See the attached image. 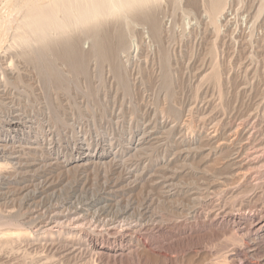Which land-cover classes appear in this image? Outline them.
Returning a JSON list of instances; mask_svg holds the SVG:
<instances>
[{
	"label": "rangeland",
	"instance_id": "obj_1",
	"mask_svg": "<svg viewBox=\"0 0 264 264\" xmlns=\"http://www.w3.org/2000/svg\"><path fill=\"white\" fill-rule=\"evenodd\" d=\"M5 1L0 0V126L2 119L18 116L34 129L12 149L25 164L0 168V174H11L16 183L12 188L0 177V217L5 222L0 228L19 226L25 233L0 241V264H264V240L253 255L243 251L236 256L239 242L230 225L209 221L210 215L220 217L223 210L237 213L250 206L252 212L264 211V155L262 164L251 171L259 178L253 175L247 186L232 163V152L240 143L246 144L242 157L262 144L259 153L264 154V0H233V11L218 35L204 16L183 15L185 0H155L152 7L163 27L160 44L147 47L152 42L144 26L126 25L114 13L97 28H72L58 36L51 54L42 60L35 51L22 54L29 49L17 46L13 35L18 16ZM93 32L101 42L95 47ZM98 49L104 59H97ZM166 57L174 76L168 88L163 78ZM214 58L221 65L219 83L203 77ZM49 59L58 74L42 70ZM74 68L80 70L73 73ZM5 69L16 84L3 82ZM39 127L41 144L33 141ZM235 127L238 139L232 135ZM87 144L91 151L111 147L113 161L105 167L88 165L65 172L59 162ZM23 185L27 191L18 189ZM199 193L206 196L195 201ZM102 200L112 204L104 219L119 220L114 231L120 233V225L130 222L146 223L135 233L140 246L134 253L96 261V255L88 253L85 235L117 247L120 240L109 235L110 224L76 227L80 222H53L55 212L62 210L61 216L73 211L71 203L90 206L92 213ZM125 208L124 218H116ZM90 219L88 215L86 221Z\"/></svg>",
	"mask_w": 264,
	"mask_h": 264
},
{
	"label": "bare ground",
	"instance_id": "obj_2",
	"mask_svg": "<svg viewBox=\"0 0 264 264\" xmlns=\"http://www.w3.org/2000/svg\"><path fill=\"white\" fill-rule=\"evenodd\" d=\"M6 2V1H5ZM155 2V0H7V4L10 8V11L12 14L18 16V20H16V32L14 33V40L20 45L19 47L29 50H24L22 54H27L30 51H35L37 58L39 60L47 59L49 52L53 50V47L55 46V42L58 38V36L63 35L65 32H67L69 29H77V28H85L88 26H92L94 28H97V24L103 22L106 20L109 16L113 15L114 13H119L120 16L123 18V21L126 25L129 23H135L143 25L145 28V32L147 34V37L152 42L150 45H147V47L152 46L153 42L160 44L162 41V33H163V27L155 17L154 9L152 7V4ZM232 2L233 0H185V7L183 8V12L189 16L190 14H193L195 17H198L197 15L201 16L203 19V16L206 18V21L211 26L212 30L214 31L215 35L219 34V31L222 27H224L227 23V17L229 14L232 13ZM3 3V2H2ZM264 3V2H263ZM6 4V5H7ZM2 6V4H1ZM0 6V7H1ZM257 8V7H256ZM261 7H258V12H260ZM2 11V10H0ZM236 11V10H235ZM1 13V12H0ZM186 17V16H185ZM236 19V18H235ZM250 19V18H249ZM246 20V19H245ZM161 22V21H160ZM187 23V21H186ZM190 24V21L188 22ZM193 23V22H192ZM195 23V22H194ZM237 23V22H236ZM125 25V26H126ZM193 25V24H191ZM196 25V24H195ZM264 25V24H263ZM243 26V25H242ZM14 27V26H13ZM127 27V26H126ZM140 27V26H139ZM192 27V26H191ZM228 28V26H226ZM140 29V28H139ZM142 29V28H141ZM192 29V28H191ZM8 30V29H7ZM14 30V28H13ZM208 31V30H207ZM226 31V30H225ZM13 33V32H12ZM221 33V31H220ZM222 34V33H221ZM260 34V33H259ZM12 35V34H11ZM130 35V34H129ZM133 36V35H131ZM86 37V36H85ZM90 38H92V45L98 46L101 44L100 42V36L97 37L96 33L90 34ZM135 38V37H133ZM234 38V37H233ZM215 39V36L213 40ZM104 40V39H103ZM233 40V39H232ZM119 41V37H118ZM131 41V40H130ZM134 41V40H133ZM132 42V41H131ZM135 42V41H134ZM145 42V40H144ZM147 42V41H146ZM215 42V41H214ZM12 43V42H11ZM124 43V42H123ZM143 43V42H142ZM118 44V43H117ZM134 44V43H132ZM11 45V44H10ZM123 45V44H122ZM213 51H215L216 46L213 43ZM118 46V45H117ZM127 46V45H126ZM138 48V45L135 42V45ZM155 46V45H154ZM9 47V45H8ZM128 47V46H127ZM123 50V49H122ZM137 50V49H136ZM139 50V49H138ZM217 50V49H216ZM96 51V50H95ZM111 51V50H110ZM114 51V50H113ZM125 51V50H123ZM127 52V51H125ZM122 53V52H121ZM49 54V55H48ZM120 54V53H119ZM99 59L105 58L103 50H97L95 54ZM115 55V54H114ZM218 55V54H217ZM53 60V59H52ZM52 60H46L47 61V67L45 69L42 66V70L44 72L54 71L55 73H59L58 68L55 67V63ZM114 60V59H113ZM166 60V70L163 74L164 82L166 84V88L171 86L170 84L174 80V76L172 73L171 68L168 64V57L165 58ZM101 61V60H100ZM119 62V61H118ZM75 63V62H74ZM83 64V63H82ZM168 64V65H167ZM16 66V65H15ZM208 72H206L203 77L207 79H213L216 83H219L220 76H221V70L219 69V63L217 61V58L213 59V62L210 65ZM7 68V67H6ZM9 69V68H8ZM8 69L4 72L5 77L3 79V82L9 83V84H16L17 80L15 77H13L10 73V69ZM17 70V69H16ZM80 69L74 68L71 70L73 73H76ZM61 71V70H60ZM17 72V71H16ZM46 73V75H47ZM66 73V72H65ZM49 75L52 73H48ZM19 75V74H18ZM63 75V74H62ZM75 75V74H74ZM226 75V74H225ZM60 76V75H59ZM160 76V74H159ZM49 77V76H48ZM121 78V76H120ZM120 82V81H119ZM122 82V81H121ZM129 84H131L129 82ZM125 86H127V83H124ZM24 90V89H23ZM219 92V91H218ZM48 93V92H47ZM220 93V92H219ZM220 95V94H219ZM175 97V96H174ZM1 98V97H0ZM48 99V98H47ZM3 100V99H2ZM170 101V100H169ZM4 101H0V103H3ZM174 102V101H173ZM6 104V103H5ZM7 105V104H6ZM176 105V104H175ZM15 112V111H14ZM250 113V112H249ZM252 113V112H251ZM250 113V114H251ZM1 115V114H0ZM7 116V115H6ZM13 116V115H12ZM22 116V115H21ZM55 116V115H54ZM249 116V115H248ZM3 117V116H2ZM56 117V116H55ZM205 117V116H204ZM32 118V117H31ZM63 118V117H62ZM203 118V117H202ZM25 120V119H24ZM29 120V119H28ZM27 120V121H28ZM246 120V119H245ZM23 122V121H22ZM18 116L14 117H8L1 121L0 126V168H3L5 165H18L21 166L22 164H25V162L21 159V154L19 153L17 156L13 155L15 152L12 150L14 149V144L17 143L19 146L22 145L25 139L30 138V133H32L31 125L27 124L26 127L23 125ZM31 122V121H30ZM189 122V121H188ZM29 123V122H28ZM239 123V122H238ZM213 125V124H212ZM36 126V125H35ZM33 126V127H35ZM41 126V125H40ZM43 126V125H42ZM191 126V125H190ZM235 126V125H234ZM27 128V130H24V128ZM239 127V125L237 126ZM32 128V129H31ZM37 128V127H36ZM135 128V127H134ZM189 128V127H188ZM191 128H193L191 126ZM240 128V127H239ZM238 128V129H239ZM139 129V128H138ZM216 129V127H215ZM219 129V128H218ZM217 129V130H218ZM238 129L235 127L233 129L232 134L234 139H238ZM144 130V129H143ZM152 130V129H151ZM194 130V129H193ZM241 130V129H240ZM252 130V129H251ZM255 130V129H254ZM253 130V131H254ZM188 131V130H186ZM42 127H39L37 131L34 132V139L33 141L37 144H41L38 142L40 140V136H42ZM55 132V131H54ZM192 132V130L190 131ZM215 132V131H214ZM217 132V131H216ZM231 132V130L229 131ZM49 133V132H48ZM156 133V132H155ZM208 133V132H207ZM219 133V132H218ZM250 133V132H248ZM143 134V133H142ZM146 134V133H145ZM188 134V133H187ZM227 134V133H226ZM251 134V133H250ZM248 135V138L250 136ZM255 134V133H254ZM257 134V133H256ZM33 135V134H32ZM140 136V135H139ZM213 136V135H212ZM218 136V135H217ZM229 136V135H228ZM43 137V136H42ZM45 137V136H44ZM48 138V137H47ZM50 138V137H49ZM209 138V137H208ZM247 138V140H248ZM251 138H253L251 136ZM259 138V137H258ZM257 138V139H258ZM132 139V138H131ZM222 139V138H221ZM30 140V139H29ZM83 140V138H82ZM184 140V139H183ZM192 140V139H191ZM197 140V139H196ZM199 140V139H198ZM245 140L246 142H248ZM253 140V139H252ZM32 141V142H33ZM89 141V140H88ZM129 142V140H127ZM140 141V140H139ZM232 141V140H231ZM42 142V141H41ZM78 142V141H77ZM85 142V141H84ZM81 142V143H84ZM101 142V141H100ZM193 142V141H192ZM220 140L218 141V143ZM235 142V141H234ZM244 142V141H243ZM261 142V141H260ZM27 143V142H26ZM48 143V142H47ZM217 143V144H218ZM251 143V142H250ZM264 143V142H263ZM74 144V143H73ZM97 144V143H96ZM172 144V143H171ZM187 144V143H186ZM185 144V145H186ZM192 144V143H191ZM228 144V143H227ZM77 145V144H76ZM189 145V144H188ZM232 145V144H231ZM29 146V145H28ZM39 146V145H38ZM43 146V145H42ZM108 146V145H107ZM192 146V145H191ZM195 146V145H194ZM246 144H239L238 148L233 153L232 163L236 165V172L241 174L242 180L245 182V185L251 183V180L253 181V174L251 176V171L254 169H257L259 165L262 164V154L259 153V149H263L262 146L258 149V145H255L254 151H250L251 153H247L246 156L242 157V154H244ZM50 147V146H49ZM48 147V148H49ZM59 147V146H58ZM77 147V146H76ZM98 147V146H97ZM96 147V148H97ZM102 147V145H101ZM104 147V146H103ZM173 147V146H172ZM187 147V145H186ZM224 147V146H223ZM18 148V147H17ZM51 148V147H50ZM57 148V147H56ZM75 148V147H74ZM73 148V149H74ZM94 149V151H91L89 148V145L87 144L86 147H80V151H75L71 153V155L68 157H65L63 160H61L59 163L61 165V168L65 172H76L78 170H82V168L85 169L88 165H97L99 167H105L108 166L113 161L114 155L109 150H97ZM136 148V147H135ZM140 148V147H139ZM233 148V147H232ZM250 148V147H249ZM231 149V148H230ZM31 150V149H30ZM190 150V149H189ZM221 150V149H220ZM26 151V149H25ZM35 151V149H34ZM54 151V149L52 150ZM59 151V149H58ZM69 151V150H68ZM246 151V150H245ZM37 152V151H36ZM36 152L34 154H36ZM71 152V151H70ZM133 152V151H132ZM222 152V151H221ZM247 152L248 149H247ZM22 153V152H21ZM56 153V152H55ZM61 153V152H60ZM259 153V154H258ZM68 154V153H67ZM111 154L113 155L112 157ZM37 155V154H36ZM230 156V155H229ZM19 157V158H18ZM110 157V158H109ZM32 158V157H31ZM38 158V157H37ZM61 158V157H60ZM108 158V159H107ZM227 158V157H226ZM56 159V158H55ZM57 160V159H56ZM175 160V159H174ZM173 160V161H174ZM224 160V159H223ZM31 161V160H30ZM36 161V160H35ZM44 161V160H43ZM52 161V160H51ZM54 161V160H53ZM231 162V161H230ZM264 162V161H263ZM154 163V161H153ZM228 163V162H227ZM261 163V164H260ZM45 164V163H44ZM10 167V166H9ZM15 167V166H14ZM23 167V166H22ZM55 167V166H54ZM90 167V166H89ZM264 167V166H261ZM18 168V167H17ZM60 168V169H61ZM32 169V168H31ZM59 169V168H58ZM89 169V168H88ZM263 169V168H261ZM260 170V169H259ZM5 171V170H4ZM255 171V170H254ZM253 171V172H254ZM12 172V171H11ZM46 172V171H45ZM83 172V171H81ZM86 172V171H85ZM103 172V171H102ZM39 173V172H38ZM261 173V172H260ZM54 174V173H53ZM129 174V173H128ZM134 174V173H133ZM232 174V173H231ZM237 175V174H236ZM263 175V174H261ZM260 175V177H261ZM255 176V175H254ZM257 176V175H256ZM255 176V177H256ZM0 177L8 179L5 184L12 185L16 184L15 181L11 180V174L7 175L6 173H1ZM47 177V176H46ZM53 177V176H52ZM238 177V176H237ZM258 177V176H257ZM37 178V177H36ZM128 178V177H127ZM224 178V177H223ZM231 178V177H230ZM259 178V177H258ZM39 179V178H38ZM124 179V178H123ZM227 179V178H226ZM25 180V179H23ZM4 181V180H3ZM105 181V180H104ZM170 181V180H169ZM231 181V179H230ZM242 181V182H243ZM25 182V181H24ZM211 182V181H210ZM224 183V181L222 180ZM221 182V183H222ZM257 182V181H254ZM43 183V182H42ZM253 183V182H252ZM4 184V183H3ZM210 184V183H209ZM213 184V182H212ZM220 184V183H219ZM225 184V183H224ZM240 185V184H238ZM244 185V184H243ZM26 185H23L22 187H19L18 189L26 190ZM218 186V185H217ZM246 186L242 188L241 192H243L246 189ZM1 187V186H0ZM12 187V186H11ZM15 187V186H13ZM12 187V188H13ZM33 187V186H32ZM36 186H34L35 188ZM200 187V186H199ZM211 187V185H210ZM226 187V186H224ZM223 187V188H224ZM233 187V186H232ZM238 187V186H237ZM242 187V186H240ZM56 188V187H55ZM80 188V187H79ZM194 188V187H193ZM196 188V187H195ZM216 188V187H214ZM218 188V187H217ZM222 188V187H221ZM249 188V187H248ZM256 188V187H255ZM32 189V188H31ZM236 189V188H235ZM234 189V190H235ZM28 190V189H27ZM26 190V191H27ZM36 190V189H35ZM35 190H32L35 191ZM220 190V189H219ZM125 191V190H124ZM205 191V190H204ZM213 191V190H212ZM246 191V190H245ZM255 191V190H254ZM263 191V190H262ZM25 192V191H24ZM43 192V191H42ZM41 192V193H42ZM52 192V191H51ZM199 192V191H196ZM208 192V191H207ZM210 192V191H209ZM217 192V191H216ZM240 192V191H239ZM8 193V192H7ZM44 193V192H43ZM57 193V192H56ZM106 193V192H105ZM122 193V191H121ZM194 193V192H193ZM229 193V190H228ZM254 193V192H253ZM32 194V193H31ZM45 194V193H44ZM189 194V193H188ZM198 194V193H197ZM234 194V193H233ZM237 194V193H236ZM241 194V193H240ZM16 195V194H15ZM53 195V194H52ZM115 195V194H114ZM123 195V193H122ZM196 195V194H195ZM208 195V194H207ZM238 195V194H237ZM257 195V194H255ZM22 196V195H21ZM41 196V195H40ZM76 196V195H75ZM93 196V195H92ZM95 196V195H94ZM93 196V197H94ZM205 193H199V195L194 196V200L200 201L203 198H205ZM209 196V195H208ZM223 196V195H222ZM226 196V195H225ZM224 196V197H225ZM231 196V195H230ZM233 196V195H232ZM252 196V195H251ZM42 197V196H41ZM108 197V196H107ZM35 198V197H34ZM112 198V197H111ZM121 198V196L119 197ZM21 199V198H20ZM70 199V198H69ZM92 199V198H91ZM221 199V198H220ZM218 199V200H220ZM248 199V198H247ZM36 200V199H35ZM99 200V199H98ZM106 200V199H105ZM102 200L100 202H103V205L95 207L92 213H89V210L92 209V207H84L81 205H74L71 203V208H73L72 212H67L59 216L62 212V210L53 213L55 214L53 216V219L56 225L61 224L65 221H70L71 223H78L76 227L79 226V224H85V223H91L94 226H98L99 223L101 225H111L109 228L111 229V232L109 235L113 239L119 238V245L117 247L115 246H109V244H106L104 240L101 242L95 241L92 239V237L89 234H86V240L87 243V250L90 251L88 253H91L94 257L96 255V261L97 258H100L102 256L106 257H121L125 255L126 253H134V249L136 247H139L140 243L137 241L135 237V233L138 229H145V224L138 223V224H124L120 225L122 227L121 232L118 233L117 231H114L116 227L119 226V220H108L107 216L105 219L104 212L109 209L110 206H108V203ZM112 200V199H111ZM225 201V200H224ZM227 201V200H226ZM79 202V201H78ZM106 202V203H105ZM115 202V201H114ZM112 202V203H114ZM94 203V202H93ZM92 203V204H93ZM194 203V202H193ZM216 203V202H215ZM249 203V200H248ZM252 203V202H251ZM116 204V203H115ZM202 204V203H201ZM221 204V203H220ZM218 204V205H220ZM223 204V203H222ZM261 204V203H260ZM64 205V204H63ZM69 205V203H68ZM116 204L115 206H117ZM127 205V204H125ZM133 205V204H132ZM215 205V204H214ZM217 205V206H218ZM95 206V204L91 205ZM208 206V205H207ZM212 206V205H211ZM65 207V206H64ZM67 207V206H66ZM151 207V206H150ZM206 207V206H205ZM250 207V206H249ZM247 206L241 207L237 213H232L230 211L223 210L221 212L220 217L218 215H210L209 221L217 222L222 221L230 225V228L232 229L234 233V239L238 241L239 243L236 245L235 248V255L237 256L240 252L243 251H249L252 255L257 252V250L260 247V240H264V211L261 212H252V209H250ZM44 208V207H43ZM112 208H114L112 206ZM116 208V207H115ZM202 208V206H201ZM230 208V207H229ZM57 209V208H56ZM55 209V210H56ZM62 209V206H61ZM145 209V208H144ZM54 210V209H53ZM113 210V209H112ZM133 210V209H132ZM208 210V209H207ZM206 210V211H207ZM57 211V210H56ZM128 208H125L120 214L118 210V217L116 218H124L125 214L127 213ZM190 211V210H189ZM204 211V213L206 212ZM107 212V211H106ZM114 212V211H113ZM211 212V211H210ZM217 212V211H215ZM115 213V212H114ZM146 213V212H145ZM149 213V212H148ZM104 216L102 217L101 215ZM198 214V213H196ZM91 215V219L87 222V216ZM109 215V214H108ZM129 215V214H128ZM111 216V214H110ZM130 216V215H129ZM128 216V217H129ZM4 217V216H3ZM97 219H94L96 218ZM102 217V219H101ZM171 217V216H170ZM6 218V217H5ZM10 218V217H9ZM176 218V217H175ZM15 219V218H14ZM177 219V218H176ZM12 220V219H11ZM124 220V219H123ZM154 220V219H153ZM85 221V222H83ZM122 221V220H121ZM120 221V222H121ZM126 221V220H125ZM128 221V220H127ZM137 221V220H135ZM208 221V222H209ZM10 222V221H9ZM142 222V221H141ZM178 222V221H177ZM47 223V222H46ZM135 223V222H134ZM5 224V222L1 221L0 217V225ZM23 224V223H22ZM66 223H64L65 225ZM121 224V223H120ZM219 224V223H218ZM47 225V224H46ZM74 225V224H73ZM89 225V224H88ZM222 225V224H221ZM224 225V224H223ZM217 226V225H216ZM220 226V224H219ZM1 227V226H0ZM44 227V226H43ZM59 227V226H58ZM65 227V226H64ZM124 227V228H123ZM222 227V226H221ZM74 228V227H73ZM95 228V227H94ZM100 228V227H99ZM77 229V228H76ZM5 230L11 231L10 234H7ZM117 230V229H116ZM156 230V229H155ZM215 230V229H214ZM89 231V230H88ZM139 231V230H138ZM147 231V229L145 230ZM144 231V232H145ZM149 231V229H148ZM147 231V233H148ZM227 231V230H226ZM62 232V231H61ZM77 232V231H76ZM79 232V231H78ZM86 232V231H85ZM105 232V231H104ZM55 233V232H54ZM59 233V231H58ZM142 233V232H141ZM56 234V233H55ZM69 234V233H68ZM73 234V233H72ZM79 234V233H78ZM14 235H25L24 228L21 227H13L7 229H1L0 228V241L8 240L9 238H12ZM71 235V234H70ZM98 235V234H97ZM95 236V235H94ZM50 237V236H49ZM57 239L58 236L56 235ZM83 238V237H82ZM61 239V238H60ZM107 241V240H106ZM113 241V240H112ZM111 241V243H112ZM264 242V241H263ZM249 243L251 245H249ZM76 244V243H75ZM115 244V243H114ZM80 248V247H79ZM261 248V247H260ZM85 251V248H84ZM143 251V250H142ZM83 253V252H82ZM131 253V254H132ZM73 254V253H72ZM78 254V253H77ZM90 254V255H91ZM129 254V255H131ZM89 255V254H88ZM135 255V254H133ZM74 256V255H73ZM232 256V255H231ZM242 256V255H241ZM66 257V255H65ZM68 257V256H67ZM70 257V256H69ZM89 257V256H88ZM124 257V256H123ZM235 257V256H234ZM240 257V256H239ZM243 257V256H242ZM256 257V256H255ZM72 258V257H71ZM74 258V257H73ZM132 258V257H131ZM241 258V257H240ZM62 259V258H61ZM60 259V260H61ZM65 259V258H64ZM93 259V258H92ZM105 259V258H104ZM112 259V258H111ZM82 260V259H81ZM114 260V259H113ZM95 261V260H93ZM95 261V262H96ZM108 262V261H107ZM248 263V262H247ZM246 263V264H247ZM83 264V263H82ZM85 264V263H84ZM89 264V263H88Z\"/></svg>",
	"mask_w": 264,
	"mask_h": 264
}]
</instances>
